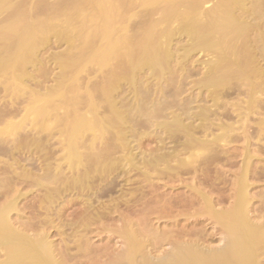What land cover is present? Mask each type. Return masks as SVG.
<instances>
[{
  "label": "bare ground",
  "instance_id": "1",
  "mask_svg": "<svg viewBox=\"0 0 264 264\" xmlns=\"http://www.w3.org/2000/svg\"><path fill=\"white\" fill-rule=\"evenodd\" d=\"M31 1L0 0V264H263L264 0ZM52 34L61 72L31 88ZM181 220L221 245L156 256Z\"/></svg>",
  "mask_w": 264,
  "mask_h": 264
},
{
  "label": "rangeland",
  "instance_id": "2",
  "mask_svg": "<svg viewBox=\"0 0 264 264\" xmlns=\"http://www.w3.org/2000/svg\"><path fill=\"white\" fill-rule=\"evenodd\" d=\"M132 1H135V3H138L141 0L140 1L139 0H132ZM69 2H70V0H32L30 2V4H32V6L34 8V13H36V10H38L37 14L40 13V15L47 12V14H49L48 17H50L51 15L54 16L55 13H57L58 11L63 9L64 6L68 5ZM34 4H36V5H34ZM213 6H214V1H212L210 3H206L203 7V10H205V11L211 10ZM140 11H141L140 8H137L135 10V12H136L135 14H138ZM157 16H158V14L153 16V18L157 20L159 17V16L158 17ZM140 19H142V18H140ZM140 19H139V21H140ZM187 45H188V39L185 36L182 38H175L172 45H171V49L175 53L179 52V51H180L179 53H181V51H182L181 49L187 48L188 47ZM68 51H69V45H68L67 41L64 39L56 38L52 34L50 36V40H48V42H47V45L43 46L42 50L40 47L39 51L37 52L38 57H37V62L34 64L35 66H33L34 68L29 67V70H28V72H30L29 74L32 75L33 78L36 76L35 78L38 80L37 81L36 79L32 78V80H34V81L31 80V82H29L30 83L29 87L36 88L37 85L34 82H39V81L41 82V85L43 86V88H48V87L54 86L56 83V78H57L56 76H58L61 72V66L59 64V58ZM208 59L209 58H207V57H205L199 53L192 56V58L190 59V62H189V68L194 69L195 71H197V70L199 71L198 72L199 74L197 75L198 77L195 75L193 76L194 80L196 78L201 77V74L204 72L200 63L204 62V61H208ZM35 68H36V70H35ZM40 72L43 74H41ZM42 75H43V77H42ZM41 78H42V80H41ZM93 82H95V81H93ZM1 95H4V94L1 93L0 97H1ZM262 158H263L262 159L263 161L261 160L259 162H262L261 164H264V155L262 156ZM256 162H258V161H256ZM257 185L258 186L252 190L253 193L261 192L264 189V179L259 180ZM24 193H27V192H24ZM36 195H37V193H35V192L28 195L27 196L28 200H31ZM22 203H24V200H23V202L20 203V205H22ZM259 204H260L259 201H255L253 203V208L257 207ZM70 212H72V210ZM155 224H156V228L158 229L159 233L165 235L164 237L171 238L174 235L172 237V239L164 240V242H162L163 245L161 244V246L158 248V252H157L156 256L157 255L159 256V254H161V253L163 254V252H167L168 249L170 248V242H173L172 240L180 239L179 241H189V239H191V241H194L195 239H197V238H195L196 237L195 234H197L198 232H202V233L208 235L206 237V239L207 238L208 239L205 242V246L218 247L221 245L219 235L217 236V232L213 229L212 225H209V223H207V222H205L201 225H194V224H192L191 221L186 222L184 220H181L180 224L175 229H171L172 225L170 226V224H167L166 222L157 223V221H155ZM170 230H173V231H170ZM50 233H51V239L54 241L55 245L60 244L61 240L59 237H57L55 235V231L51 230ZM178 234H181L182 236L181 235L177 236ZM186 235H188V236H186ZM117 241L118 240L115 239L114 242L110 243L109 239L105 235L99 236L97 234H94L91 236V243L94 247V250L97 249L96 251L101 250L102 248L107 246L109 243H110L111 247H114V248L118 247L120 244L119 243L116 244ZM263 264H264V259H263Z\"/></svg>",
  "mask_w": 264,
  "mask_h": 264
}]
</instances>
